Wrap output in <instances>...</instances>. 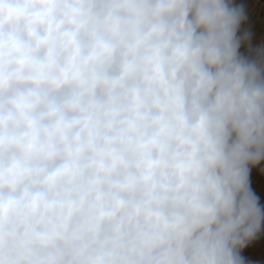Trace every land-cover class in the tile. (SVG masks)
Segmentation results:
<instances>
[{
  "label": "clouds",
  "instance_id": "1",
  "mask_svg": "<svg viewBox=\"0 0 264 264\" xmlns=\"http://www.w3.org/2000/svg\"><path fill=\"white\" fill-rule=\"evenodd\" d=\"M232 0H0V264H246L264 233V46Z\"/></svg>",
  "mask_w": 264,
  "mask_h": 264
},
{
  "label": "rangeland",
  "instance_id": "2",
  "mask_svg": "<svg viewBox=\"0 0 264 264\" xmlns=\"http://www.w3.org/2000/svg\"><path fill=\"white\" fill-rule=\"evenodd\" d=\"M258 1L261 17L263 19H261L259 23L251 26L250 30L246 32L247 40L243 42L244 50L241 52V54L244 56L250 57L254 49L264 46V0ZM262 181H264V178L254 171L252 175V183L253 187L257 191L261 189ZM262 202H264V198H262ZM242 255L246 261V264H264V233H262L257 240L245 248L242 252Z\"/></svg>",
  "mask_w": 264,
  "mask_h": 264
},
{
  "label": "built area",
  "instance_id": "3",
  "mask_svg": "<svg viewBox=\"0 0 264 264\" xmlns=\"http://www.w3.org/2000/svg\"><path fill=\"white\" fill-rule=\"evenodd\" d=\"M239 1V3H238ZM232 2L236 5L242 6L245 13V19L240 26L239 33L241 37H243L250 27L259 23L261 19V11L259 9V1L258 0H232ZM252 35V34H251ZM244 48L243 43L241 44L240 52Z\"/></svg>",
  "mask_w": 264,
  "mask_h": 264
}]
</instances>
